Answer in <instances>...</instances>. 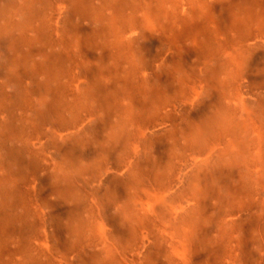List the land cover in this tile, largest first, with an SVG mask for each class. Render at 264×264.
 I'll use <instances>...</instances> for the list:
<instances>
[{
    "label": "rangeland",
    "instance_id": "374dc122",
    "mask_svg": "<svg viewBox=\"0 0 264 264\" xmlns=\"http://www.w3.org/2000/svg\"><path fill=\"white\" fill-rule=\"evenodd\" d=\"M88 131L132 225L72 176ZM263 209L264 0H0V264H262Z\"/></svg>",
    "mask_w": 264,
    "mask_h": 264
},
{
    "label": "crops",
    "instance_id": "0c3cea01",
    "mask_svg": "<svg viewBox=\"0 0 264 264\" xmlns=\"http://www.w3.org/2000/svg\"><path fill=\"white\" fill-rule=\"evenodd\" d=\"M134 100H136V99H134ZM131 102H132V99H130V102H128V103H131ZM154 106L155 105L151 100H141V101L136 100V101H133L131 103V106L129 108H130V110L133 111L132 114H134V112L140 116H142L143 114H145V115L147 114L145 117L151 118V117H154L156 115V112L155 113L153 112ZM98 109H100V108H98ZM94 115H95L96 120L101 122V123H103V122L105 123L107 120L108 126H106V127L109 130L111 129L110 126H112L114 124H117V125L121 124L122 126H120V127L118 126L119 129L122 130L119 133V135H121V136H122V133H125L126 131H127V133L132 131L133 134L137 133V132L139 134V132H140V133H142V135L145 133H148L149 136H152L155 134L154 132H151V131L146 132L147 129H145L144 127H140L139 125L136 126V128H135V130L136 129L137 130L133 131V129H132L133 127L131 125L135 124V122L132 123L128 119L124 120V114L123 113H118L116 115L109 116L108 113H104V112H102V110H99L98 112L94 113ZM88 117H89V119L87 121L88 123L91 122L92 118L95 121V118L91 117V115H89ZM84 123H86V122H84ZM136 123H137V121H136ZM138 127H140V128H138ZM89 133H91V132L88 131L86 134H84V137H83L84 145L86 144V145H88V147H90V140H92L91 134H89ZM105 133L107 136V131ZM119 135H118V137H119ZM106 138L107 137L101 138L102 142L105 144H103L100 140L98 148H97L103 153V155H105V153H104L105 149L108 148V146L110 147V145H113L116 142L115 140L117 139V137H116V139H113L111 142H108ZM152 139H154V138H152ZM92 144H94V143H92ZM103 148H105L104 152H103ZM88 150H89V152H88L89 155L84 156L85 158L83 160V164H85V168L83 169L82 172H79V171L75 170L76 169L75 167H72L71 168L72 169L71 170L72 176L76 179V181L79 182L80 185H84V187L88 188L89 190L84 188V187H81L82 189H86L90 193H91L90 189L99 188L101 190L104 189V191H105V189L108 188V190H106V193L110 194L109 201H116V203H118V201H121V203H122V198H123L124 193L130 192V194H131L130 196L126 195V200L129 202L130 206L127 207L128 208L127 212L126 211H124V212L126 214V218L128 220V223L132 225L131 216H132V213L138 211L137 206H138L139 199H137L136 196L133 197L132 190H124V191H122V190L126 189L128 187L133 188L132 187L133 184L137 185L138 177L134 173L133 165L131 168H129L128 164H125V165L123 164L124 166L122 165V166H112V167L99 166L97 169V172L94 175H92V172L90 171V164H89L90 163L89 156L91 155V147ZM178 150H171L169 152L170 157L174 156V157H176L177 160H181V158L179 157L180 149H178ZM172 157H171V159H172ZM182 161L183 160H181V162ZM120 162H122V161H120ZM171 165H172V163H170V165L167 168H170ZM179 166H182V165L179 163ZM167 168L165 170H163L162 173L167 172L168 171ZM185 168L183 171L187 170ZM154 169L155 168H153L152 170L150 169V171L153 172L152 174H150V177H152V175L155 174ZM150 171H148V172H150ZM183 171L179 172L177 170L178 175L182 174L181 172H183ZM254 173H255V169L253 167L252 168V177L254 176ZM91 177H93V178H91ZM181 178H182V176H181ZM183 178H185V176ZM148 180L149 179H147V181ZM175 182H176V180L174 179V180L170 181V184H169V189H170L169 191L171 192L170 193L171 195H175L176 189H178L177 186L179 184L175 185ZM113 188H114V191H112ZM104 191L102 190V192H104ZM106 193H103V194L105 195ZM135 193H137V192H135ZM46 196L48 198H51L52 201H50V203L55 200L52 197V195H50V196L46 195ZM119 207H121V205ZM117 209H120V208H115V206H113V208H111V209L107 208V210L112 212L111 214H113V215L118 213V212H116ZM121 212L122 211H120L119 213H121ZM83 214H86V212L83 211ZM258 221H259L258 232H259V235L261 236L260 243L262 242L261 243L262 245L261 246L259 245V251L261 252L260 262L262 264H264V209H263L262 213L259 215Z\"/></svg>",
    "mask_w": 264,
    "mask_h": 264
},
{
    "label": "bare ground",
    "instance_id": "6f19581e",
    "mask_svg": "<svg viewBox=\"0 0 264 264\" xmlns=\"http://www.w3.org/2000/svg\"><path fill=\"white\" fill-rule=\"evenodd\" d=\"M181 207V206H180Z\"/></svg>",
    "mask_w": 264,
    "mask_h": 264
}]
</instances>
